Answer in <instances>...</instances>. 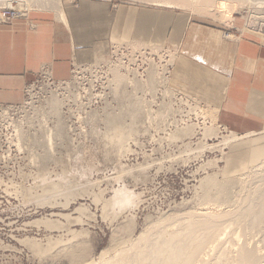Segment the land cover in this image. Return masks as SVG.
Masks as SVG:
<instances>
[{
	"label": "rangeland",
	"instance_id": "rangeland-1",
	"mask_svg": "<svg viewBox=\"0 0 264 264\" xmlns=\"http://www.w3.org/2000/svg\"><path fill=\"white\" fill-rule=\"evenodd\" d=\"M49 1L52 6L53 0H38L42 4L38 11L19 7L18 17L0 22V26H12L20 20L34 31L37 23L31 16L41 15L71 39L65 25L69 14L90 6L100 18L104 13L110 18L111 32L109 35L107 30L95 41L98 54L91 59L86 60L81 50L77 58L74 54L69 57L67 78L54 75L53 61L41 62L22 84L18 101L0 102V264H113L123 252L132 255V243L140 236L143 239L138 247L150 249L148 258L155 254L152 250H164V233L175 231L180 219L234 211L236 201L258 180L243 178L245 192L226 195V199L212 189H203L202 182L212 174L221 180L244 176L264 164V155L251 157L245 147L235 150V146L258 138L227 130L219 122L213 96L211 100L208 91L194 88L188 80L174 77L173 72L183 30L190 20L224 26L223 38L230 42L245 36L257 40L258 36L248 32L247 17L256 10L258 17L264 16V0L246 1L231 27L205 14L192 13L188 1L184 2L186 9H181L163 7L166 0H59L63 14L59 9L57 12L64 22L58 21ZM8 2L19 5L17 0ZM122 7L130 8L143 24L152 19L148 30L131 39L111 36L113 23L118 27L116 18ZM257 20L251 26L264 25ZM94 28L102 32V22H95ZM146 32L152 36L146 37ZM227 34L235 39L226 38ZM82 46V50L92 49L87 44ZM114 65H119V72L129 82L136 81V88L131 82L123 89L127 97L135 94L136 100L113 97L108 81ZM150 67L157 73L153 75L155 81L159 76L164 84L154 82L156 85L149 88L147 76L154 72ZM53 99L60 103L61 128L50 114L48 102ZM251 146L253 154L263 150L260 144ZM238 158L244 160L238 163ZM240 227L227 228L228 234L235 230L240 235L236 245V241H228L230 234L228 239L224 234L222 240L230 244L227 248L237 250L241 244L256 249V255L262 257L260 264H264L261 233Z\"/></svg>",
	"mask_w": 264,
	"mask_h": 264
},
{
	"label": "crops",
	"instance_id": "crops-1",
	"mask_svg": "<svg viewBox=\"0 0 264 264\" xmlns=\"http://www.w3.org/2000/svg\"><path fill=\"white\" fill-rule=\"evenodd\" d=\"M94 9L89 6L69 14L66 25L71 39L41 15L31 16L37 23L34 31H29L20 20L12 26H0V102L18 101L22 84L30 79L41 62L53 61L54 75L65 79L72 54L77 58L81 50L86 60L98 54L95 41L105 36L107 30L110 35L111 20L105 13L100 18ZM128 9L118 10L115 17L118 27L113 23L111 36L131 39L140 36L142 30H148L152 19L143 24L140 17L137 19ZM95 22H102L103 34L94 28ZM225 31L221 25L190 20L183 30L174 77H182L194 88L208 91L210 98L213 96V101L218 103L219 122L231 133L258 138L248 145L239 146L244 144L241 142L237 144L239 147L235 146L236 151L241 147L249 148L251 157L257 158L264 155V47L249 36L237 42L227 41L223 38ZM145 35L152 36L147 32ZM84 44L92 49L82 50ZM255 144L263 149L257 155L250 150ZM243 160L238 158L237 161Z\"/></svg>",
	"mask_w": 264,
	"mask_h": 264
},
{
	"label": "bare ground",
	"instance_id": "bare-ground-1",
	"mask_svg": "<svg viewBox=\"0 0 264 264\" xmlns=\"http://www.w3.org/2000/svg\"><path fill=\"white\" fill-rule=\"evenodd\" d=\"M4 1L0 0V6L1 7L3 6L2 8L0 7V9H2L1 12H0V22H5V23L9 22V21H5L2 18V11L3 10H13L15 12V15L17 16L19 7L20 8L22 7L23 9L27 8V10L31 9V8L32 9L34 8L35 10H37L38 8H40V6L42 7V4H40L41 2L39 1L40 2L39 3L38 0L35 3L32 0L31 1H29V0H25V1L24 0H17V3H19V5L17 4L16 6H14L10 2H8V1H11V0H4ZM53 1H52V6H51V2L50 1H49L50 4L48 2V5L51 6L52 11L57 13V14L55 13L56 17L59 18L60 15L63 17V15H62L63 12L60 10L61 6L59 5L60 1L59 0H53ZM186 1H188L187 5L190 4L189 5L190 7L189 6L188 7L192 10V13L194 11L196 13V15H200V16H204V14H205L204 17L215 19L216 21H219L220 23H222V25L224 24L226 26L231 27L230 23L235 21V14H238L242 10V8L245 5H247L246 1H248V0H166L164 2L165 6H163V7H167V8H178V7H180L181 9H186L185 8L187 6V5H185ZM251 1H248V2H251ZM2 2H3V4H2ZM46 4H47V2H46ZM46 4H44V5H46ZM261 4H263V2H261ZM5 5L7 6V8H4ZM8 6H11V7L8 8ZM255 6H253V7L255 8ZM260 6H258V8H260ZM44 7L45 6H43V8ZM46 7H48V6H46ZM253 7L251 9H253ZM249 8H250V5H249ZM40 9H42V8H40ZM57 10L61 11L62 14H59V16H58ZM39 11H41V10H39ZM256 11H254V12H256ZM254 12H248V13H251L247 17L248 20H249V21H247V24L250 27H248V25L246 27L248 29V32L251 35L258 36V39H257L258 42L262 43V45L264 46V29L262 28V27H264V25H263L264 22H262V21H264V16L260 15V17H258L256 15V14H258V11L256 12V14ZM24 15H26V14H24ZM256 18L259 19L262 22L263 26H261L259 28H257V27L254 28L253 27V26H255L254 22H255ZM13 20H15V18ZM61 20H63V18L58 20V21H61ZM259 20H257V21H259ZM63 22H64V20H63ZM261 22H256V23L258 24V23H261ZM257 24H256V26H257ZM251 25H253V26H251ZM226 38L231 39V40L235 39L233 34H227ZM130 45L128 46L129 48L131 47ZM134 45H137V44H134ZM137 46L140 47L139 45H137ZM132 49H133V47L131 48V50ZM133 50H135V49H133ZM137 50H138V48H137ZM150 64L153 67L154 64L152 63V61H151ZM155 65H157V64H155ZM152 67H150V69H152V71H154V72H151L150 69H148L151 73L148 74L149 76H147L148 79L146 81V83L148 82V84H149V88H153L154 84L157 82V81H155V77L153 76L155 74V70H153L154 68H152ZM165 70H167V69H165ZM109 71L112 74L111 75L112 77H111V79L109 78L108 87H109L110 92L113 94V97L114 96H118V97H125L126 96L125 99L130 100L132 98L133 94L129 93V95H131V97H127L128 95H126V94H128V93L124 92L123 89H128L127 86H128V84H131V82H134V83H132L133 85L132 84L131 85L136 88V86H137L136 81H130L129 82L130 79L127 76H124V75H122L119 72V65H117V66L114 65ZM167 72H168V70H167ZM160 79L161 78H159V76H157V80H158L157 84L159 83V81H161ZM173 80L174 79H172L171 81H173ZM161 83H162V81H161ZM164 83H162V84H164ZM123 93H125L124 96H123ZM132 99H135V100L137 99V98H135V94H134V97ZM49 101L50 102H48V101L47 102L50 105V107L48 106L47 103L46 104L49 107V109L51 110V111L49 110L50 114H51V116L53 118H55L56 126H59L61 128L60 125L62 123H61V120H59L60 116H61V114H59L60 103H58L54 99L53 100H49ZM48 107H46V108H48ZM217 108H218V106H217ZM216 111H218V110L216 109ZM212 119H214V118H212ZM59 127L57 129H59ZM41 133H42V131H41ZM33 135H34V133H33ZM34 138H33V140H34ZM233 140H236V138L233 137ZM263 168H264V164L254 168V169H251L247 173V175L236 177V178H231V179H226V180L219 179L218 178L219 175L217 176V174H215V173H214L215 175L212 174V176L207 177L202 182V188L204 187L203 189H205L206 191H209V190L212 189L213 193L217 192V193H219V195L223 194V197H225L226 195L231 196L234 193H237V194L241 195L242 191L244 190V186H243L244 182L242 180L245 177L249 178V181H254V180H258V181H257V183H256V181H254L255 182L254 185H253V182H252V184H251L252 189L251 190L246 191V193H244L245 190L243 191V193H244V194L242 193L243 196L241 195L239 200L236 201L237 208H234V211H232V212H228V211L227 212H221L220 211L221 213H217L216 212L215 214L213 212H212L213 214L212 213L204 214L203 212H198V213H203V214L196 215V217H194L193 214L192 215L189 214V215H191L190 217H186L188 215H185L186 218L184 220H182L183 218L180 219L181 221L179 220L180 221V223H179L180 225H178L179 227L177 226L178 227L177 228L176 226H174V228L176 227L177 230L176 229H175V231L173 230L169 235H166V233H164L166 238H163L164 234L162 235L163 236L162 238L165 240L164 241L165 242L164 243L165 244L164 245V247H165L164 250H160V251L157 250L158 253H156V250L154 252V250L151 249L153 251V253L156 254V255L153 254V256L154 255L156 256V257L154 256L155 259H156L155 261H154V258H152L153 256H151V257L148 256V258H147V255L149 254L150 249L149 250H145L146 247L143 248L140 245L138 247V242L143 239V237L140 236V237H138V241H136L135 244L132 243V246H133V250L131 249L132 250V252H131L132 255H130L128 253V251L126 253L123 252L119 256L116 255V256H118L117 257L118 259H116V261H114L113 264H133V261H136L137 264H148L149 262L153 263V261H154V264H156V263H158V264L159 263L160 264H260L261 261H262L261 260L262 257H261V255H259V256L256 255L258 253L256 249L255 250L254 249L253 250L252 249L249 250V248L247 249V248H245V246L240 247L241 244L239 246V249H237V250H234L233 247H231L233 245L230 246L232 249L227 248V246H229L230 244H234L233 242L236 241V239L238 241H240L239 240L240 239V235L235 233V230H233L234 228H236V227L238 228L239 226H242L246 231H248V230L254 231V234L256 232L261 233V237H262L261 239H262V242H263L262 245L264 246V176H261ZM247 181H246V185H247ZM246 185H245V188L247 189ZM212 197H213V195H212ZM226 197H225V199H226ZM220 200H221V198L219 199V201ZM222 200H223V198H222ZM206 202H207V200H206ZM206 202H203V203H206ZM234 207H236L235 204H234ZM218 209H220V207ZM194 214H196V213H194ZM179 221L177 220L175 222H177V224H178ZM162 227H161V229H163ZM166 227H164V231L166 230L165 229ZM242 227H240V228L242 229ZM171 228H173V225L169 229H171ZM227 228H233L232 229L233 232L229 233L230 235L227 233V230H228ZM245 230H244V232H245ZM161 231L163 232V230H161ZM162 232H159V233L161 234ZM243 233H241V234H243ZM224 234H226V235H224ZM227 234L229 235V240L228 241L232 242L230 244H227V243H229L227 241V239H228V237H227L228 235ZM223 235L227 237V239H226L227 243H225L226 241L225 242L223 241L225 239L223 237ZM256 235H258V234H256ZM222 237L224 238L223 240H222ZM238 237H239V239H238ZM255 237H257V236H255ZM259 237H260V234H259ZM252 240H254V239L252 238ZM238 241L235 242L236 245H238L237 244ZM249 243H251V242L249 241ZM249 243H247V244H249ZM139 244H141V243L139 242ZM236 245H234V247ZM155 249H157V248H155ZM160 249H162V248H160ZM205 249H206L207 252H209V253L211 252V254L205 252ZM227 249H229V250H227ZM258 249H259V246H258ZM146 252H148V253H146ZM150 253H151V251H150ZM131 257L132 258L134 257L133 259H135V260H133V259L131 260ZM149 257L151 258V261L148 262V261H146V258L148 260H150ZM206 257H208V259ZM259 257H261V258L259 259ZM152 259H153V261H152ZM160 259H161V262L159 261ZM151 263H149V264H151Z\"/></svg>",
	"mask_w": 264,
	"mask_h": 264
},
{
	"label": "built area",
	"instance_id": "built-area-1",
	"mask_svg": "<svg viewBox=\"0 0 264 264\" xmlns=\"http://www.w3.org/2000/svg\"><path fill=\"white\" fill-rule=\"evenodd\" d=\"M18 16L15 15V12L13 10H3L2 11V18L5 21H12L14 18H17ZM264 29V27H263Z\"/></svg>",
	"mask_w": 264,
	"mask_h": 264
}]
</instances>
